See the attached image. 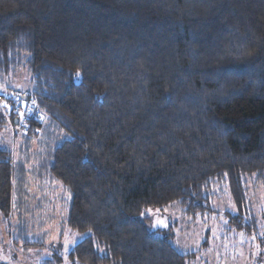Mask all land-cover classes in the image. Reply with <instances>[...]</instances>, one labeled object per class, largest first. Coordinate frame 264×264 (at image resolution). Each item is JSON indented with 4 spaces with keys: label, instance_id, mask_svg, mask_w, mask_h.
<instances>
[{
    "label": "trees",
    "instance_id": "trees-1",
    "mask_svg": "<svg viewBox=\"0 0 264 264\" xmlns=\"http://www.w3.org/2000/svg\"><path fill=\"white\" fill-rule=\"evenodd\" d=\"M18 69L42 117L10 130L9 148L0 111L3 216L27 174L55 180L70 193L63 224L88 232L73 263L188 264L195 252L141 214L212 212L225 184L229 228L258 231L248 196L250 183L264 189V0H0V81Z\"/></svg>",
    "mask_w": 264,
    "mask_h": 264
},
{
    "label": "rangeland",
    "instance_id": "rangeland-1",
    "mask_svg": "<svg viewBox=\"0 0 264 264\" xmlns=\"http://www.w3.org/2000/svg\"><path fill=\"white\" fill-rule=\"evenodd\" d=\"M28 78L24 69H18L1 79L0 91L10 94L7 89H28ZM0 105H4L2 100ZM1 136L2 145L11 148L10 129L3 127ZM19 141L17 135L15 146ZM27 181L23 186L28 193L22 202H17L15 185L11 213H0V264H79L68 258V252L88 232L72 231L63 224L70 193L55 180L42 181L27 174ZM251 184L248 197L258 231L249 235L229 228L227 212L235 208L225 184L211 189L212 212L184 216L171 203L148 207L141 216L147 218L150 229L171 231L170 242L178 252H195L188 264H264V189Z\"/></svg>",
    "mask_w": 264,
    "mask_h": 264
},
{
    "label": "built area",
    "instance_id": "built-area-1",
    "mask_svg": "<svg viewBox=\"0 0 264 264\" xmlns=\"http://www.w3.org/2000/svg\"><path fill=\"white\" fill-rule=\"evenodd\" d=\"M0 111L5 116L7 126L12 131L21 129L24 134L29 132L28 119L40 120L42 112L36 107V100L19 90H13L1 99Z\"/></svg>",
    "mask_w": 264,
    "mask_h": 264
}]
</instances>
